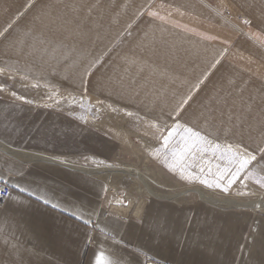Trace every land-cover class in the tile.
Wrapping results in <instances>:
<instances>
[{
	"label": "crops",
	"instance_id": "0c3cea01",
	"mask_svg": "<svg viewBox=\"0 0 264 264\" xmlns=\"http://www.w3.org/2000/svg\"><path fill=\"white\" fill-rule=\"evenodd\" d=\"M0 33V264H264V219L243 209L106 213L102 173L65 161L105 139L56 105L87 95L208 128L202 114H225L215 135L264 175V0H0Z\"/></svg>",
	"mask_w": 264,
	"mask_h": 264
},
{
	"label": "rangeland",
	"instance_id": "374dc122",
	"mask_svg": "<svg viewBox=\"0 0 264 264\" xmlns=\"http://www.w3.org/2000/svg\"><path fill=\"white\" fill-rule=\"evenodd\" d=\"M56 105L58 113L73 114L87 121L90 138L99 136L105 139L104 154L89 146L88 159L66 158L65 161L84 165L92 170H109L97 174L105 181L106 213L126 217L139 216L151 201H198L227 210L243 209L248 211L251 217L255 215L264 219L262 209L243 205L224 207L198 197L201 193L220 201L264 202V186L257 182L264 180V175L256 172L255 162L241 171L231 185L228 183L237 168L236 163H229L228 147L241 155L254 154L241 150L237 144L230 142V139L222 140L224 136L215 135V128L219 124L222 125L218 117L225 114H202L217 122V125L209 126L213 132L211 134L205 119L200 118L205 125L200 127L199 117L195 114L187 115L186 118L180 114H135L93 96L61 92H57ZM176 123L200 132L211 144L220 145V149L213 151L209 144H205V151L193 149L182 162L177 163L171 149L181 146L179 137L173 138L169 150L165 151L163 148V137ZM98 147L101 148L99 145ZM168 165L173 167L170 169ZM110 169L118 171L111 172ZM220 173H223V179H220ZM201 180H207L212 187L201 183ZM216 184L220 187H216ZM225 187L227 191L223 190ZM163 196L168 197L162 198Z\"/></svg>",
	"mask_w": 264,
	"mask_h": 264
},
{
	"label": "snow or ice",
	"instance_id": "6c2138e0",
	"mask_svg": "<svg viewBox=\"0 0 264 264\" xmlns=\"http://www.w3.org/2000/svg\"><path fill=\"white\" fill-rule=\"evenodd\" d=\"M2 34L3 33H0V35ZM186 103L187 100H184L181 104V107L183 104ZM177 136L180 139L181 146L178 149H171L174 160L177 163L182 162L186 158V156L192 153L193 149H196L198 151H205L206 149L203 147L205 144H209L213 151L220 149V145L211 144L205 136H202L200 134V132L194 131L191 127H186L179 123H176L171 127L170 130H168L167 135L163 137V148L165 151L169 150L170 142L173 140L174 137ZM227 152L230 154L229 163H236L237 165L236 171L232 173V179H230L228 182L229 185H231V183L234 182L235 177L241 171L245 170L253 161H255L256 157L247 153L241 155L237 152H234L230 146L228 147ZM168 167L171 169L173 166L168 165ZM201 171H203V169H201ZM219 176L220 179L224 178L223 173H220ZM200 182L206 184L209 187H212V184H209L207 180H201ZM257 182L260 183L261 186H264V180ZM215 186L220 187L219 184H216ZM223 190L227 191V187H225ZM45 202L47 203V201ZM96 264H109V262H106L103 254L101 253L96 257Z\"/></svg>",
	"mask_w": 264,
	"mask_h": 264
},
{
	"label": "bare ground",
	"instance_id": "6f19581e",
	"mask_svg": "<svg viewBox=\"0 0 264 264\" xmlns=\"http://www.w3.org/2000/svg\"><path fill=\"white\" fill-rule=\"evenodd\" d=\"M31 9H32V7H31ZM106 171L108 172L109 170H103V169L102 170H100V169L99 170H92V169H89V172L90 173H104ZM110 171L112 172L114 170L113 169L112 170L110 169ZM151 194L155 195L154 193H151ZM167 197H164L163 196L162 198H167ZM175 197H177V196H175ZM198 197L200 199H203L205 201H208L209 203H212V204H215V203L216 204H221L224 207H242V205H243V206H247V207H250V208H256V209H262V210H264V202H261V201H254V202H250V203H238L236 201H220V200H217L216 198H213V197H207V196H205V195H203L201 193L198 194Z\"/></svg>",
	"mask_w": 264,
	"mask_h": 264
},
{
	"label": "built area",
	"instance_id": "2783aa9c",
	"mask_svg": "<svg viewBox=\"0 0 264 264\" xmlns=\"http://www.w3.org/2000/svg\"><path fill=\"white\" fill-rule=\"evenodd\" d=\"M240 20V19H239ZM10 188L5 184H0V203L3 202L9 195ZM145 264H162L151 259H146Z\"/></svg>",
	"mask_w": 264,
	"mask_h": 264
}]
</instances>
